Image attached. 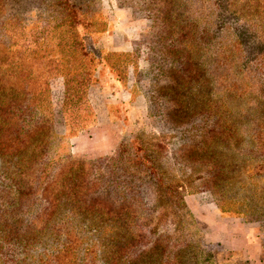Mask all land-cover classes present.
Listing matches in <instances>:
<instances>
[{
	"label": "rangeland",
	"instance_id": "1",
	"mask_svg": "<svg viewBox=\"0 0 264 264\" xmlns=\"http://www.w3.org/2000/svg\"><path fill=\"white\" fill-rule=\"evenodd\" d=\"M62 1L0 0V66L5 80L9 75L21 93L20 105L31 102L30 91L41 93L44 110L34 113L36 119L45 116L54 132L47 158H68L61 167L70 161L90 167L115 156L136 135L156 136L166 146L159 152L163 166L171 178L184 182L181 191L193 214L176 232L172 209L158 207L155 215L168 212L159 232L194 244L196 249L187 253L191 264H264V12L262 19L253 15L264 11V0L235 5L224 0L219 8L216 0H176L182 15L173 23L196 34L175 45L168 28L169 0H68L91 15L93 25L77 26V35L93 60L78 54L69 58L59 50L60 37L69 41L73 36L66 25L57 27L63 23ZM50 20L56 28L44 38L40 31ZM80 63L90 74L76 110L66 112L67 78L79 76ZM16 64L22 65V76L14 75ZM10 122L6 131L20 123ZM57 135L67 137L66 149H58ZM202 141L212 144L217 165L228 166L226 182L202 170L204 158L197 150ZM14 162H0L5 181L0 213L19 208L11 206L18 201L13 178L3 175L17 171ZM140 192L152 207L156 194L145 186ZM42 196H27L22 202L28 211L14 222L30 244L0 241V264H104L111 251L99 242L125 240V231H112V223L100 220L95 225L101 230H96L94 217L51 218V194L47 201ZM29 224L33 229L26 228ZM68 227L73 230L70 248ZM90 243L97 246L87 249ZM59 249L64 256L57 261Z\"/></svg>",
	"mask_w": 264,
	"mask_h": 264
},
{
	"label": "trees",
	"instance_id": "2",
	"mask_svg": "<svg viewBox=\"0 0 264 264\" xmlns=\"http://www.w3.org/2000/svg\"><path fill=\"white\" fill-rule=\"evenodd\" d=\"M169 1L171 3L168 8L171 14L167 13V16H170V18L167 17V20L170 21L168 28L172 34L171 43L175 45V42L183 36L194 37L196 33L193 29L186 31L184 25L173 23L174 16L182 15V13L174 6L176 0ZM223 1L216 0L214 4L219 8L222 7ZM242 1L244 0H235L230 4L235 5ZM59 7L62 9L64 17L63 23L57 27L66 25V33L73 34L72 38L68 39L69 41H66L64 36L60 37L59 50L69 58L73 54H78L79 57H83L82 59L87 57L93 60L77 35V26L89 27L93 25L91 15L82 12L78 5H74L68 0L62 1ZM182 10L188 13L185 7ZM263 12L257 10L253 15L260 16L258 18L262 19ZM47 24L40 31L44 38L46 34L48 35L56 28L52 25V20ZM81 67L84 68L79 72V76H74V79L67 78L68 88L63 106L66 112L76 110L74 107L80 100L81 87L88 80L87 75L90 73L85 70L86 64L80 63L78 68ZM13 69L16 77L22 76V65L16 64ZM4 71L0 66V162L6 161L7 163L9 159H15L14 165L17 171L3 173V175L5 180L13 178L12 183L16 188L13 194L17 196L18 201L11 206L19 205V208L1 210L0 241L10 244L20 242L25 244L24 247L29 245L30 241L24 242L20 238L23 234L16 230L14 224L16 218H24L28 211L23 208L25 203L22 201L31 193L41 194L44 196L42 198L50 193L52 199L49 200L46 197L45 200L48 199L52 204L53 211L47 214L51 215V218L54 219L60 215L61 218L67 217L71 221L76 218V215L90 216L94 217L93 225L101 220L112 223V231L120 229H123L122 232L125 231L124 241L118 239L112 242L110 237L109 240L99 242L102 248L106 246L108 251H111V255L104 264H131V261L144 263L146 258L149 259V264H155V262L156 264L157 262L158 264H191L188 263L190 257L187 253L193 247L196 249V246L182 241L178 234L174 236L159 232L160 224L164 222L168 212L164 211L160 215H155L158 207H164L166 210L172 209L173 219H176L173 221L176 224V232L182 230L180 225L183 226L184 220L188 217L192 218L193 214L181 191L184 182L171 178L163 166L159 152L166 146L157 142L158 137L146 134L136 135L128 143L122 144L115 156L107 158L105 162L92 163L90 167L83 161H70L61 167L68 158H63L61 155L57 160L47 158L46 145L52 140L54 132L50 126L48 127L49 120L45 116L36 119V112L34 113V109L44 110L41 93L30 91L29 94L32 96L29 100L31 102L27 105L23 102L24 105H20L18 101L21 93L10 83L9 75L5 80ZM10 121L20 123L15 129L6 131V125H10ZM223 129H227V127L223 126ZM207 134L205 132L203 135ZM36 138L37 141L33 142ZM205 138L211 137L208 135ZM31 142L34 144L29 148ZM57 145L58 149H63V147L66 149L67 137L57 135ZM211 146L212 144H207L206 141L197 145L198 156L204 158V161L200 163L202 170L206 171L207 175L214 177L216 181L224 183L229 177V168L226 165L221 167L214 162ZM31 170L33 173H30ZM0 183H5V181L0 180ZM143 186L152 189L156 194V201L152 207L148 206L147 200L140 196V189ZM217 188L226 194L225 189ZM40 189L42 191L39 193ZM157 201H159V206L156 204ZM35 218L41 217L36 215ZM61 218L59 219L61 221L66 219ZM26 228L31 230L33 226L29 224ZM94 228L98 231L101 230L97 225ZM12 230L17 233L13 234ZM64 233L70 239L73 230L68 227ZM58 234H62L61 231H58ZM71 246L73 244L70 239L66 248ZM96 246V243H90L87 245V249ZM262 248L264 252V246ZM63 251L64 249H59L56 257L54 255V259L60 261L64 256ZM134 253H136V257H133Z\"/></svg>",
	"mask_w": 264,
	"mask_h": 264
},
{
	"label": "crops",
	"instance_id": "3",
	"mask_svg": "<svg viewBox=\"0 0 264 264\" xmlns=\"http://www.w3.org/2000/svg\"><path fill=\"white\" fill-rule=\"evenodd\" d=\"M260 249H261V248H260ZM261 251H262V249H261ZM257 252H258V253H256V254L259 255V256L261 257L262 253H259V249H258Z\"/></svg>",
	"mask_w": 264,
	"mask_h": 264
}]
</instances>
